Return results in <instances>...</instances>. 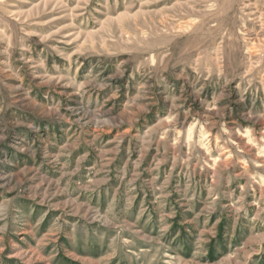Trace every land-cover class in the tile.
Instances as JSON below:
<instances>
[{"label": "rangeland", "instance_id": "rangeland-1", "mask_svg": "<svg viewBox=\"0 0 264 264\" xmlns=\"http://www.w3.org/2000/svg\"><path fill=\"white\" fill-rule=\"evenodd\" d=\"M0 264H264V0H0Z\"/></svg>", "mask_w": 264, "mask_h": 264}]
</instances>
